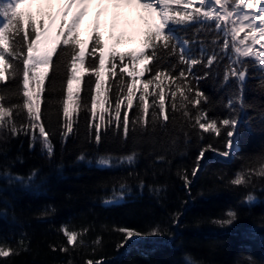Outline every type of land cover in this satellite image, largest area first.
<instances>
[{"label":"snow or ice","instance_id":"snow-or-ice-1","mask_svg":"<svg viewBox=\"0 0 264 264\" xmlns=\"http://www.w3.org/2000/svg\"><path fill=\"white\" fill-rule=\"evenodd\" d=\"M89 2L64 0L55 15L40 10L37 17L31 11L20 10L24 0H0V144L23 135L29 138L30 149L39 143L42 153L49 158L54 156L53 132L41 119L44 93L49 87L52 92L56 91L53 77L59 78L60 85L55 103L62 110L58 129L62 141L74 132L81 112L88 117L90 134L97 144L102 140L101 123H97V119L103 122L104 133L112 127L125 141L130 133L138 132L152 145L148 155L155 156L153 164L171 163L168 152L175 150L181 138L186 145L196 135L202 143L191 168L193 177L200 170L206 152L229 157L239 151L242 126L249 130L254 123L264 127V106L257 108L248 103L245 96L250 80L255 81L251 90L264 95V0H117L118 3H135L154 18V23L145 33L139 52L109 50L107 79L101 71L105 68V53L101 50L104 42L99 32L94 31L92 47L88 49L81 46L84 42L77 31ZM74 7L77 10L69 19L68 13ZM125 57L131 58L127 65ZM140 61L142 68L137 67ZM79 69H83L87 77L80 74ZM138 77H143L139 84ZM208 79L219 80L216 90H224L217 101L202 90L201 82ZM150 86H154L152 90ZM217 106L227 109V114H214ZM249 109H255L256 115H248ZM157 131L163 136L157 138ZM205 133L222 138L224 150L204 142ZM157 143L162 154H157ZM140 155L139 149H133L122 155H99L93 162L82 152L77 161L95 163L101 169L134 167ZM37 175L35 168L27 176L14 174L10 169L0 172V178L26 187L31 186ZM177 176L186 188L190 185L187 168L178 169ZM253 177L264 179V152L256 156L254 162L241 165L229 183L247 188ZM145 186L144 178L140 177L138 187L143 191ZM147 187L157 194L162 191L158 185ZM126 189L127 184L121 183L119 191L113 189L112 196L102 202L111 205L123 201ZM257 202L258 198L251 191L240 200L244 206ZM223 217L212 223L231 226L238 213L235 208H229ZM178 218L179 213L174 214V222ZM60 230L68 246L88 232L87 228L71 230L66 224L61 225ZM117 230L123 233L118 249L141 235L129 227ZM159 233V227L152 229L151 234ZM18 243L16 249L0 243V257L19 254L21 248L26 250L23 240ZM80 243L83 244V240ZM94 243L99 244L100 238ZM59 250L67 252L68 247ZM246 259L248 264H256L252 257ZM85 264H104V261L88 259ZM184 264L201 262L185 254Z\"/></svg>","mask_w":264,"mask_h":264},{"label":"trees","instance_id":"trees-1","mask_svg":"<svg viewBox=\"0 0 264 264\" xmlns=\"http://www.w3.org/2000/svg\"><path fill=\"white\" fill-rule=\"evenodd\" d=\"M49 71L51 75L52 70ZM53 79L56 91L52 92L49 87L44 93L41 119L53 132L54 156L49 158L42 153L39 143L30 149L29 138L23 135L0 144V172L10 169L14 174L27 176L33 168L38 169L36 179L27 187L0 178V243L14 249L19 248L20 240L26 245V250L21 248L19 254L0 257V264H68L69 260L72 264H85L88 259H103L104 264H184L185 254L201 264H248L249 256L256 264H264V179L253 177L247 188L229 183L241 165L254 162L264 152V127L254 123L249 130L242 126L239 151L229 158L206 152L200 170L193 177L191 168L202 143L196 135L186 145L181 138L175 150L168 152L171 163L153 164L155 156L148 155L152 145L138 132L130 133L125 141L112 127L104 133L103 122L97 119L102 128V140L97 144L90 134L89 119L81 112L74 132L62 141L58 134L62 110L55 103L60 95L59 78ZM140 79L143 77H138V84ZM201 83L202 90L213 101L224 95L223 89L216 90L219 80ZM248 83L247 102L257 108L264 106V95L251 90L255 81ZM81 87L83 91V83ZM214 114L226 115L227 109L217 106ZM248 115H256V110L249 109ZM155 135L159 138L163 133L157 131ZM204 137V142L224 150L222 138L207 133ZM156 147L157 154H162L159 143ZM133 149L141 152L134 167L101 169L95 163L77 161L82 152L95 162L99 155H122ZM212 156L218 158L211 159ZM181 168L189 171L191 183L187 188L177 176ZM129 172L133 175H128ZM140 177L146 184L143 191L138 187ZM121 183L130 189L125 190L124 200L105 205L102 201L112 196L113 189L119 191ZM147 185L161 186L162 191L151 192ZM249 191L258 202L252 206L241 205L242 196ZM229 208H235L238 213L231 226L212 223L214 219L224 218ZM177 213L179 218L174 222ZM65 224L71 230L87 228L88 232L68 246L60 230ZM120 227L140 232L137 238L141 241L134 244L130 241L118 249L123 239V233L117 230ZM156 227L160 233L151 234ZM98 237L100 243L96 244ZM65 246L67 252L59 250Z\"/></svg>","mask_w":264,"mask_h":264},{"label":"rangeland","instance_id":"rangeland-1","mask_svg":"<svg viewBox=\"0 0 264 264\" xmlns=\"http://www.w3.org/2000/svg\"><path fill=\"white\" fill-rule=\"evenodd\" d=\"M64 0H41L37 5L33 7V5L28 6L31 10H33V14L37 15L40 10H47L45 7L51 8L53 14L55 15L61 8ZM117 0H90L88 4L87 11L81 17L79 21V25L77 31L79 33V38L83 41L82 47H87L88 43L92 40L94 35V31L100 32V38L103 40L104 45L101 49L105 53V68L102 69V76L105 79L107 76V68L106 65L108 52L110 49H115L116 52H124L127 50H131L135 46H140L144 29V24L146 26V22H150L154 20V18L148 13L149 21L144 22L137 13L135 18L130 21L124 20L119 9H114ZM134 4V3H132ZM139 12L145 13L146 11L136 5ZM77 9L74 7L69 13L68 18L70 19L73 12ZM142 10V11H141ZM135 15V14H134ZM142 19V20H141ZM47 23V22H46ZM56 23L59 24V16H57ZM98 25V27H97ZM153 25V24H152ZM55 32V28L53 29V33ZM119 38V43H117V39ZM128 64V61L125 65ZM137 67L142 68V63H137ZM79 73L85 75L83 69H79ZM75 82L73 83V88L75 89ZM99 112V109H98ZM139 241L136 237L131 243Z\"/></svg>","mask_w":264,"mask_h":264},{"label":"bare ground","instance_id":"bare-ground-1","mask_svg":"<svg viewBox=\"0 0 264 264\" xmlns=\"http://www.w3.org/2000/svg\"><path fill=\"white\" fill-rule=\"evenodd\" d=\"M117 8H118V6H115V9H117ZM132 11H134V10H132ZM121 14H122V13H121ZM128 14H130V17L133 18V19H134L135 16H136V15L134 16V13H133V12H130V11H129ZM230 156H231V155H230ZM230 156H229V157H230ZM229 157H227V158H229ZM206 161H208V160H206ZM206 161H204V164H205ZM138 240H139V239H138ZM140 241H141V240H140ZM140 241H139V242H140ZM136 242H138V241H136ZM136 242H134V243H136ZM130 243H131V242H130ZM134 243H131V244H134Z\"/></svg>","mask_w":264,"mask_h":264},{"label":"water","instance_id":"water-1","mask_svg":"<svg viewBox=\"0 0 264 264\" xmlns=\"http://www.w3.org/2000/svg\"><path fill=\"white\" fill-rule=\"evenodd\" d=\"M212 158H218V156H212L211 159H212ZM219 158H220V157H219Z\"/></svg>","mask_w":264,"mask_h":264}]
</instances>
